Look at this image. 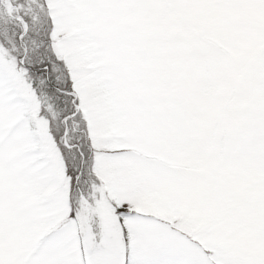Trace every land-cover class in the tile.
I'll use <instances>...</instances> for the list:
<instances>
[{
	"label": "snow or ice",
	"instance_id": "1",
	"mask_svg": "<svg viewBox=\"0 0 264 264\" xmlns=\"http://www.w3.org/2000/svg\"><path fill=\"white\" fill-rule=\"evenodd\" d=\"M0 264H264V0H0Z\"/></svg>",
	"mask_w": 264,
	"mask_h": 264
}]
</instances>
